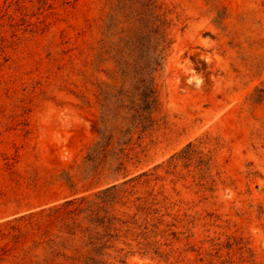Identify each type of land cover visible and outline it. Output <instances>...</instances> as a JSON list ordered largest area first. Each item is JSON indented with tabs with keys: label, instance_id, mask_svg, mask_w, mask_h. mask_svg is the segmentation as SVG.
<instances>
[{
	"label": "rangeland",
	"instance_id": "374dc122",
	"mask_svg": "<svg viewBox=\"0 0 264 264\" xmlns=\"http://www.w3.org/2000/svg\"><path fill=\"white\" fill-rule=\"evenodd\" d=\"M11 225L0 264H264V0H0Z\"/></svg>",
	"mask_w": 264,
	"mask_h": 264
},
{
	"label": "trees",
	"instance_id": "16d2710c",
	"mask_svg": "<svg viewBox=\"0 0 264 264\" xmlns=\"http://www.w3.org/2000/svg\"><path fill=\"white\" fill-rule=\"evenodd\" d=\"M147 91H148V93H149V95H148L149 98H151V96H152V94H153V90H152V89H148ZM18 229H19V226L11 225L7 233H5L3 230H0V234H1V235H6V234L11 233V232L13 233L14 230H18ZM0 250H1V252H0V256H1V255L4 254V251H5V250H4V246H1V247H0ZM93 261L96 262L95 259H93Z\"/></svg>",
	"mask_w": 264,
	"mask_h": 264
}]
</instances>
